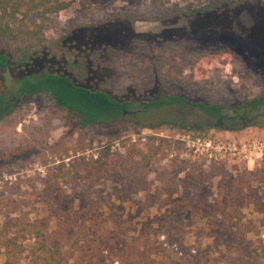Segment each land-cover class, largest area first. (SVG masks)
<instances>
[{
  "label": "rangeland",
  "instance_id": "1",
  "mask_svg": "<svg viewBox=\"0 0 264 264\" xmlns=\"http://www.w3.org/2000/svg\"><path fill=\"white\" fill-rule=\"evenodd\" d=\"M65 1L68 6L54 15L56 25L45 30L49 39L59 37L69 22L81 20L80 1L112 13L147 2ZM174 1L200 7L217 0ZM174 26L138 20L124 32L88 28L77 40L61 42L71 55L82 51L104 61L105 67H97L91 77L105 75L109 86L117 68L108 67L124 52L133 56L128 87L140 80L154 85L149 71L133 67L134 56H164L188 64L182 75L175 73L174 84L189 89L196 99L208 91L226 102L264 97V0L219 5ZM100 43L108 44V50ZM137 74L140 80L134 82ZM3 86L0 73V93ZM257 112L264 113V103ZM178 114L174 110L171 116ZM180 117L189 128L167 122L162 110L80 128L79 116L55 108L47 93L21 97L0 121V222L33 221L60 252L63 264H86L105 256L133 259L156 244L174 252L173 264H213L219 258L217 240L210 237L214 228L206 229L205 221L223 210L219 205L230 202L225 210L242 219L237 224L247 223L255 231L248 243L255 246L264 238V114L231 130L194 109ZM206 120L203 129L192 130ZM100 148L113 150L117 165L99 180L70 181L77 162L95 157ZM216 216L221 218L219 212ZM258 253L264 264V245ZM6 258L1 254L0 262ZM17 260L36 264L26 255Z\"/></svg>",
  "mask_w": 264,
  "mask_h": 264
},
{
  "label": "trees",
  "instance_id": "2",
  "mask_svg": "<svg viewBox=\"0 0 264 264\" xmlns=\"http://www.w3.org/2000/svg\"><path fill=\"white\" fill-rule=\"evenodd\" d=\"M236 1L241 0L210 1L200 7H192L190 4L180 6L174 0H147L140 8L114 13L80 1L81 20L69 22L59 37L49 39L45 30L48 26L56 25L54 15L68 6L67 1L0 0V73L4 81L0 93V121L11 114L13 105L21 97L39 93H47L55 108L78 115L77 124L80 128L126 118L128 116L124 113L133 109H141V115L162 110L168 116L166 121L180 128H189L180 117L186 109L199 111L207 120L216 119L220 114H226L227 110L232 114L256 112L259 105L264 103L263 96L245 103H236L222 101L221 94L208 91L196 99L189 89L174 84L177 79L175 73L182 75L189 67L188 64L183 60L174 62L164 56L153 60L144 55L134 56L136 59L133 67L141 73L149 71L154 85L148 86L137 74L133 78L134 82H140L132 88L126 84L131 74L126 73H130V60L133 56L119 53L122 57L108 65V68H117V74L110 79L113 84L109 86V78L105 75L100 78L91 77L97 67H105L104 61L91 55L86 57L82 51L79 55H71V50L61 42L77 40V35L88 28L109 27L124 32L130 30L131 25L138 20L156 21L173 28L194 14H205L219 5ZM99 46L106 51L109 47L105 43ZM184 77L187 78V75ZM9 94L11 97H8ZM144 96L151 98L144 100ZM174 110H178L179 114L172 117ZM207 120L192 126V130L203 129ZM195 138L192 136V140ZM194 149L195 145L190 150ZM117 163L113 150L100 148L95 157L91 155L77 162L75 172L68 179L74 183L99 180ZM231 206L230 202L219 205L224 210H218L221 218L218 219V212L214 211L205 221L206 229L214 228L210 237L217 240L216 252L219 258L213 264H263L258 248L263 247L264 238L256 240L259 243L255 246H248L251 239L249 234L253 235L255 231L247 223L237 224L242 219L234 218L235 214L225 210ZM17 220L11 223L0 222V255L7 256L0 264H21L17 258L22 255L32 257L36 264H63L60 252L51 248L49 239L44 238L42 228L31 220L21 223ZM150 248L135 253L133 259L128 256H118L117 259L105 256L90 259L86 264H173L175 261L171 256L174 252L164 246L156 244Z\"/></svg>",
  "mask_w": 264,
  "mask_h": 264
},
{
  "label": "flooded vegetation",
  "instance_id": "3",
  "mask_svg": "<svg viewBox=\"0 0 264 264\" xmlns=\"http://www.w3.org/2000/svg\"><path fill=\"white\" fill-rule=\"evenodd\" d=\"M141 109H133L130 111H126L127 116H140ZM264 113L262 112H254V113H242V114H220L216 119L218 121V125L226 128L227 130H231L233 126L236 124L244 125L250 123L257 119L258 117L262 116ZM125 118V117H124ZM122 118V119H124ZM139 121V120H137ZM237 122V123H236ZM216 124V123H215Z\"/></svg>",
  "mask_w": 264,
  "mask_h": 264
}]
</instances>
